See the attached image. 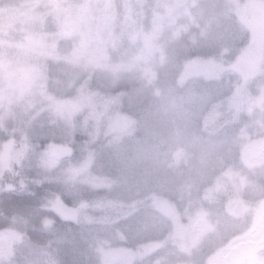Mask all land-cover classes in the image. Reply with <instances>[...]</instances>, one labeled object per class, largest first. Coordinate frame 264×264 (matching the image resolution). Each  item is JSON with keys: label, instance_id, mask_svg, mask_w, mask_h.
Wrapping results in <instances>:
<instances>
[{"label": "clouds", "instance_id": "1", "mask_svg": "<svg viewBox=\"0 0 264 264\" xmlns=\"http://www.w3.org/2000/svg\"><path fill=\"white\" fill-rule=\"evenodd\" d=\"M0 264H264V0H0Z\"/></svg>", "mask_w": 264, "mask_h": 264}]
</instances>
